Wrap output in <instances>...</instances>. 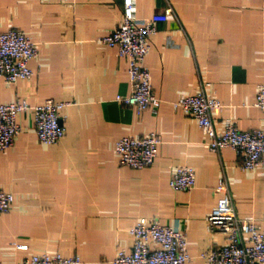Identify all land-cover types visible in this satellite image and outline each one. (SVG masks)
I'll return each mask as SVG.
<instances>
[{
  "label": "crops",
  "instance_id": "0c3cea01",
  "mask_svg": "<svg viewBox=\"0 0 264 264\" xmlns=\"http://www.w3.org/2000/svg\"><path fill=\"white\" fill-rule=\"evenodd\" d=\"M168 6L172 13L156 24L144 62L161 102L157 112H137L117 100L130 92L127 59L100 40L121 24L123 0H0V33L18 29L38 50L31 78H0V103L67 102L58 142L38 140L28 110L17 115L21 130L12 146L0 150V188L14 197L0 214L1 262L60 253L79 255L80 264H111L118 249L131 248L129 230L145 217L182 228L187 264H207L201 252L224 243L205 223L220 176L237 216L264 227V165L243 170L232 148L210 150L196 120L172 107L207 84L222 104L217 130L224 118L242 130L264 129L254 105L264 84V1L137 0V17ZM151 132L160 138L152 164H122L116 140ZM177 165L194 168L191 190L169 185Z\"/></svg>",
  "mask_w": 264,
  "mask_h": 264
},
{
  "label": "built area",
  "instance_id": "2783aa9c",
  "mask_svg": "<svg viewBox=\"0 0 264 264\" xmlns=\"http://www.w3.org/2000/svg\"><path fill=\"white\" fill-rule=\"evenodd\" d=\"M264 1V0H263ZM172 13L168 6L162 13L148 19L137 17V0H123L122 22L111 33L102 37L107 47L116 48L117 54L128 61L127 74L130 92L118 95L117 100L135 108L137 112L149 109L157 112L160 98L153 92L151 74L145 66L150 51V41L156 34V24L167 21ZM38 56L37 45L18 29L11 28L0 33V78L6 83L29 79L33 71L29 67ZM207 84L200 85L192 94H181L172 102L173 109H182L192 116L207 138L210 150L232 148L240 158L243 170L264 165V129L242 130L231 118L222 120V129L217 130L214 116L222 104L205 91ZM67 102L46 99L30 105L25 99L0 103V150L12 146L21 125L19 113L31 110L38 140L43 144H55L65 134L61 110ZM254 105L264 116V84L257 86ZM160 138L157 133L126 135L117 139L114 151L122 164L141 169L154 161ZM195 184V171L190 165L173 168L169 185L178 190H191ZM215 205L205 215L206 229L210 234L224 236V243L201 252L207 264H264V227L251 218L237 216L231 202L227 180L220 176L215 186ZM14 197L0 188V214L7 212ZM133 242L130 249H118L111 264H187L191 260L187 237L182 228L163 224L157 220L139 218L130 228ZM79 255L62 256L42 253L24 257L20 262L0 264H80Z\"/></svg>",
  "mask_w": 264,
  "mask_h": 264
}]
</instances>
